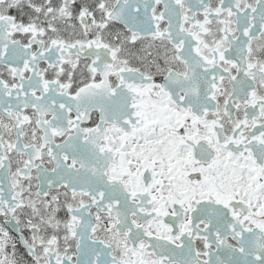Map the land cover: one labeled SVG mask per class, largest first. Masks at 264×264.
I'll list each match as a JSON object with an SVG mask.
<instances>
[{
  "label": "snow or ice",
  "instance_id": "obj_1",
  "mask_svg": "<svg viewBox=\"0 0 264 264\" xmlns=\"http://www.w3.org/2000/svg\"><path fill=\"white\" fill-rule=\"evenodd\" d=\"M0 264H264V0H0Z\"/></svg>",
  "mask_w": 264,
  "mask_h": 264
}]
</instances>
